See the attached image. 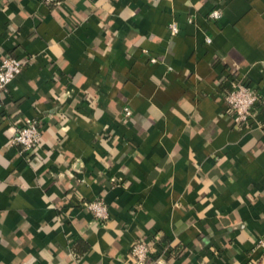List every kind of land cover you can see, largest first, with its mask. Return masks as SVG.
I'll use <instances>...</instances> for the list:
<instances>
[{
  "label": "crops",
  "instance_id": "crops-1",
  "mask_svg": "<svg viewBox=\"0 0 264 264\" xmlns=\"http://www.w3.org/2000/svg\"><path fill=\"white\" fill-rule=\"evenodd\" d=\"M10 56L30 62L0 93V264H131L137 240L166 264H264V112L237 129L221 99L232 77L264 95V0H0ZM28 123L25 157L5 133Z\"/></svg>",
  "mask_w": 264,
  "mask_h": 264
},
{
  "label": "built area",
  "instance_id": "built-area-1",
  "mask_svg": "<svg viewBox=\"0 0 264 264\" xmlns=\"http://www.w3.org/2000/svg\"><path fill=\"white\" fill-rule=\"evenodd\" d=\"M44 4H59L60 0H41ZM223 13L219 9H214L209 14V20L212 22H218L222 20ZM169 30L172 35L179 33L178 26L176 24H170ZM207 43H211L210 39H207ZM5 62L9 67L5 68ZM30 60H20L15 57H5L0 63V74L6 75L8 71H11V78L7 81L0 75V93L8 90L9 84L27 67ZM221 99L223 100L231 125L234 128L242 129L249 127L254 118L258 115V112H264V96L259 91L249 84L244 79H238L235 77L227 80V87L222 91ZM123 117L128 120L132 117L130 108L125 107L123 109ZM25 130H28V134L25 139L30 140V146L25 143L24 140H17L16 137L21 135ZM39 137V138H37ZM13 143L11 145L19 146L21 148V154L25 157L34 154L40 147V128L37 123H28L18 128L16 135L11 139ZM95 218V220L104 224L109 219V208L104 200L96 199L92 202L83 204ZM256 248L264 252V235L259 237L256 242ZM156 243L154 241L137 240L130 250L131 264H157L162 257L155 258ZM163 264H166L163 260Z\"/></svg>",
  "mask_w": 264,
  "mask_h": 264
},
{
  "label": "clouds",
  "instance_id": "clouds-1",
  "mask_svg": "<svg viewBox=\"0 0 264 264\" xmlns=\"http://www.w3.org/2000/svg\"><path fill=\"white\" fill-rule=\"evenodd\" d=\"M69 6L71 7L72 5H69ZM4 11H7V6H5ZM109 11H110V9H109ZM12 15L14 16L15 14L13 13ZM9 18H12V17L10 16ZM11 27H12L13 31H11V32L9 33V36L13 35V33L15 32V27H16V26H15V25H12ZM4 67H5V68H8V67H9V65H8L7 62H5ZM0 75H2V74H0ZM2 76H3V79H5V80L7 81L8 79L11 78V71L9 70L8 73H7L6 75H2ZM82 82H83V81L81 80V83H82ZM53 95H55V93H53ZM68 95H69V93L65 92L64 95H62V96H57L56 98H57L58 100H60L61 103H63L64 100H65V98H66ZM43 99H44V98H41V101H38L37 103L43 102ZM74 103H75V101H74ZM181 103H182V104H186L187 101H181ZM17 123H18V122H17ZM61 123H62V126L60 127L59 132H60V133L67 132V131L69 130V127H68V125L66 124V121H62ZM16 131H17V130H16L15 127H10V128L7 130V132H6L5 134H6V135L14 134ZM49 131H51V129H50ZM27 134H28V130H25L21 135L17 136L16 139H17V140H24L25 143L28 144V145L30 146V140H31V138H29V139H27V140L25 139V136H26ZM37 138H39V137H37ZM53 139H54V137H53ZM45 142H48V141H45ZM11 143H13V141H12V140H9V144H11ZM102 146L105 147V148H108V145H107L106 143H102ZM6 147H7V146H6ZM109 150L112 151V149H109ZM94 154H95V153H94ZM71 155H72V154L69 153V156H71ZM58 160H63V156L59 157ZM63 162H64L65 164L68 163V161H63ZM78 166H79V167H78ZM82 167H83V160H82L81 158H76L75 163L72 164V168L75 169L76 171H80ZM125 170H126V169H125ZM60 175L63 176L64 173H61ZM67 175H68V176H71V175H72V171H71V170L67 171ZM114 179H115V178H114ZM84 182H85V181H82V183H84ZM211 183H212L211 181L208 182V184H211ZM208 184H205V188L208 187ZM58 186H59V184H58ZM65 186H66V187H71L72 185H71V184H67V185H65ZM125 187H127V185H125ZM53 195H55V194H53ZM76 195H77V196H80L81 193H80L79 191H77V192H76ZM50 207H52V206L50 205ZM150 225H151V222H149V226H150ZM96 250L99 251V246H98V245L96 246ZM29 258H30V259H34L33 257H31V255H30ZM47 258L49 259V261L51 260V257H50V256L47 257ZM157 264H163V260L161 259L160 261L157 262ZM254 264H255V262H254Z\"/></svg>",
  "mask_w": 264,
  "mask_h": 264
},
{
  "label": "trees",
  "instance_id": "trees-1",
  "mask_svg": "<svg viewBox=\"0 0 264 264\" xmlns=\"http://www.w3.org/2000/svg\"><path fill=\"white\" fill-rule=\"evenodd\" d=\"M256 88V87H255ZM257 89V88H256ZM258 90V89H257ZM259 91V90H258ZM259 93H260V91H259ZM261 94V93H260ZM262 95V94H261ZM262 96H264V95H262Z\"/></svg>",
  "mask_w": 264,
  "mask_h": 264
}]
</instances>
